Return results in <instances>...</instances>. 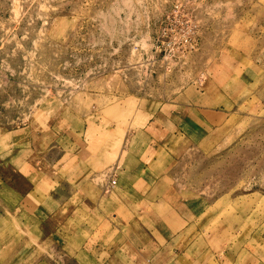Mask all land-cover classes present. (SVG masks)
Wrapping results in <instances>:
<instances>
[{"label": "rangeland", "instance_id": "rangeland-1", "mask_svg": "<svg viewBox=\"0 0 264 264\" xmlns=\"http://www.w3.org/2000/svg\"><path fill=\"white\" fill-rule=\"evenodd\" d=\"M195 105L205 109L209 135L198 145L172 136L169 156L162 154L173 198L180 189L199 209V230L185 239L196 238L191 251L202 261L226 251L235 264H264V0H0L2 181L21 184L8 168L23 160L11 150L16 138L35 133L41 148L52 142L72 151L71 131L93 150L107 142L116 150L140 109ZM122 209L125 230L135 220ZM20 220L13 233L24 235L30 224ZM83 221L66 219V261L85 240L73 226ZM32 225L36 247L14 264H57L48 244L59 233ZM126 236L120 231V244ZM131 249L120 246V264H133Z\"/></svg>", "mask_w": 264, "mask_h": 264}, {"label": "crops", "instance_id": "crops-1", "mask_svg": "<svg viewBox=\"0 0 264 264\" xmlns=\"http://www.w3.org/2000/svg\"><path fill=\"white\" fill-rule=\"evenodd\" d=\"M176 108L140 109L131 120L136 125L130 128L127 145L116 150L112 142H107L105 149L96 144L99 148L93 150L82 134L71 131H66V135L73 140L72 151L52 142L41 148L35 133L29 134L26 141L16 138L21 142L11 144V150L23 160L12 159L8 168L21 184L0 179V241L8 234L7 244L0 242V264H14L27 254L28 248L36 247L31 234L33 219L59 233L50 237L53 241L48 244V256L57 264H67L69 260L74 264H120V246L132 248L127 256L132 259L127 261L133 264H235L233 255L224 257L226 251L209 261L199 260L201 251H191L196 238L185 239L190 231L199 230V209L193 207L190 197L182 195V190L176 191V199L168 190L173 188V177L168 175L170 166L165 164L169 156L166 141L173 136L198 145L211 129L206 128L205 109L201 105L182 111ZM119 134L113 138L116 146ZM141 142L146 144L142 146ZM166 150L165 158L166 154H162ZM34 158L38 159L33 161ZM167 185L171 186L166 188ZM141 201L148 204V210L136 206ZM121 208L123 214L135 220L125 230L120 229ZM68 216L81 217L86 224H73L78 225L74 227L79 233L76 239L84 235L85 240L66 261L64 248L68 244L60 234L67 231ZM141 216L146 218L145 223L136 220ZM17 217L21 224H30L23 227L24 235L13 233V220ZM7 218L10 224L6 233ZM120 231L127 233L122 244ZM1 248H8L4 256ZM80 251L87 256L80 259Z\"/></svg>", "mask_w": 264, "mask_h": 264}]
</instances>
